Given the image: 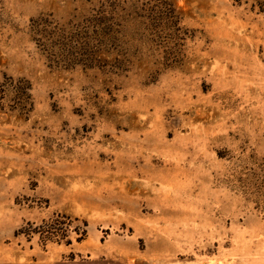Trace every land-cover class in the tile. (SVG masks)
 Segmentation results:
<instances>
[{"label":"rangeland","instance_id":"1","mask_svg":"<svg viewBox=\"0 0 264 264\" xmlns=\"http://www.w3.org/2000/svg\"><path fill=\"white\" fill-rule=\"evenodd\" d=\"M0 264H264V0H0Z\"/></svg>","mask_w":264,"mask_h":264},{"label":"trees","instance_id":"2","mask_svg":"<svg viewBox=\"0 0 264 264\" xmlns=\"http://www.w3.org/2000/svg\"><path fill=\"white\" fill-rule=\"evenodd\" d=\"M0 93H2V89L0 88Z\"/></svg>","mask_w":264,"mask_h":264}]
</instances>
